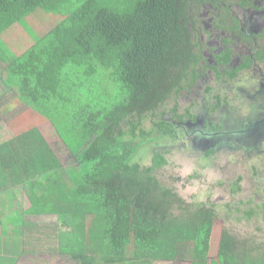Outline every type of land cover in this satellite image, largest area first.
<instances>
[{
	"label": "trees",
	"instance_id": "16d2710c",
	"mask_svg": "<svg viewBox=\"0 0 264 264\" xmlns=\"http://www.w3.org/2000/svg\"><path fill=\"white\" fill-rule=\"evenodd\" d=\"M189 1L0 0V88L57 134L31 126L0 140L1 230L15 224L28 248L25 218L57 217L59 253L79 264H264V246L226 228L212 258L216 206L162 181V151L136 159L155 139L148 120L197 78ZM38 10L61 20L38 34L26 24ZM14 25L34 42L19 54L2 39ZM10 193L27 200L13 217Z\"/></svg>",
	"mask_w": 264,
	"mask_h": 264
},
{
	"label": "rangeland",
	"instance_id": "374dc122",
	"mask_svg": "<svg viewBox=\"0 0 264 264\" xmlns=\"http://www.w3.org/2000/svg\"><path fill=\"white\" fill-rule=\"evenodd\" d=\"M220 2L223 0H219ZM201 20L203 22L210 21V18L214 16L209 7L202 8L200 11ZM53 16V15H52ZM61 17L53 18L43 10H38L31 16L27 17L26 24L29 29L37 31L38 34L46 33L49 28L58 23ZM218 17L214 18L213 21L217 22ZM218 35H224L217 33ZM3 41L7 47L16 54L24 52L31 44H34L33 39L24 32V30L14 25L5 31ZM206 47L204 46L203 52L208 57V54L212 53V50L217 48L218 42L210 44L211 38L206 36ZM23 38V45L19 46L17 43ZM203 54V53H202ZM204 55V54H203ZM5 81L13 83L8 74H4ZM244 77H247L246 74ZM241 81L238 82L240 84ZM246 86H239V90L243 93V88L246 91L254 92L258 90L260 81L256 78H248L246 80ZM7 94V93H6ZM5 92L0 91V140L6 139L13 133L23 132L31 126H39L43 129L46 135L51 136L57 134L52 126L43 119L39 114L34 111L16 109H2V107L10 106L11 101H6ZM249 95L246 94V98ZM4 98V99H3ZM244 98L243 96L240 99ZM181 104H186L184 95L180 97ZM245 108L243 115L244 121L251 119H257L259 110L254 107V103ZM264 113V110H262ZM20 112V113H18ZM16 116L19 118L14 119ZM150 128V124L147 123ZM52 133V134H50ZM193 135V141L188 140L191 145L183 143L179 140L171 151L164 150V142L160 141L155 144L158 151L167 152L165 157L168 159V166L165 167L159 174L162 181L167 182L174 187L177 194L188 203H216L220 206L219 219L215 225V232L213 236V251L212 258H218L219 248L221 242V235L223 229H228L230 232L236 235L240 240H248L251 244L264 246V216L263 215H252L247 216L248 213H242L241 210H247L246 206L243 205L247 202L248 198L257 194L264 196V173H260L259 176L255 173L253 168L264 160V152L261 149H257L255 144V152L252 156L249 153H242L240 155L233 154L231 152H217L215 157L210 160L209 165L201 164V161L197 163V156L199 152L214 148L215 145L208 139L209 136H202L201 134ZM3 139V140H4ZM197 142L195 144L194 142ZM51 139V142H54ZM194 143V146L192 145ZM206 143L210 147H204L199 145ZM241 147L252 148L250 143L240 142ZM247 144V145H246ZM160 147V148H159ZM200 148V151L199 149ZM205 148V149H202ZM174 150L179 151L173 152ZM140 151V149H139ZM139 153L137 160H141L142 164L148 165L151 163L153 151L149 147H144ZM258 152V153H257ZM259 156V157H258ZM257 157L259 158L257 160ZM257 160V161H256ZM201 164V165H200ZM243 178L242 184L238 185L242 187V191L237 192V185L235 183ZM190 178V179H188ZM12 199L9 200V197ZM6 197V209L5 215L11 217L14 213L20 214L22 211L27 209V200L24 195L8 194ZM3 198L0 197V201ZM241 209V210H240ZM4 215V217H6ZM26 224H29L28 228V248L22 237L14 235L17 233L18 227L15 224H5L0 229V264H79L71 260L68 256L62 255L64 253V241L60 238L57 233L58 219L57 217L44 216L41 218L27 216L25 218ZM20 223V222H16ZM5 232L2 235L1 232ZM58 238V239H57ZM50 249L51 254L47 251ZM59 251L61 253H59ZM150 264H186V263H150Z\"/></svg>",
	"mask_w": 264,
	"mask_h": 264
},
{
	"label": "flooded vegetation",
	"instance_id": "af4514ba",
	"mask_svg": "<svg viewBox=\"0 0 264 264\" xmlns=\"http://www.w3.org/2000/svg\"><path fill=\"white\" fill-rule=\"evenodd\" d=\"M189 2L191 9L187 28L200 58L196 67L197 78L193 85L185 84L183 90L169 99L164 109L157 111L156 115L148 120L149 129L155 139L154 142L147 143V146L152 151H158L155 144L163 141L164 150L170 152L179 140L184 146L191 145L188 140L193 141L191 134L196 132L195 134L209 136L208 139L215 145L214 148L199 152L197 163L201 161L203 165H209L217 152L238 155L242 152L252 156V153H256L255 144L257 149L260 148L261 152H264V0ZM205 7H209L214 14L208 22L201 20L200 11ZM216 17L219 20L214 22ZM204 33L211 38L210 44L218 42L217 48L210 49L212 53L208 54V57L203 52L204 46L206 47ZM245 74L247 77H244ZM248 78L260 81L255 93L245 92L244 88L241 93L238 89L241 85L246 86ZM239 81L241 85L238 84ZM243 94L244 98L240 99ZM246 94L249 95L248 98ZM182 95L186 102L184 105L180 100ZM250 103H254L259 114L256 120L244 121L241 116ZM154 122L165 123L164 130L162 127L160 130L155 128ZM197 142L198 140L194 143ZM240 142H249L252 148L241 147ZM199 145L209 147L206 143ZM198 149L200 151V148ZM173 152L179 153L177 150ZM165 159L167 167L168 159ZM253 170L257 176L264 173V160ZM242 181L241 177L235 185H241ZM241 191L242 187L238 186L237 192ZM199 204L216 206L219 219V204ZM243 205L247 207L245 211L240 209L243 214L253 211L256 216H264V196L253 194Z\"/></svg>",
	"mask_w": 264,
	"mask_h": 264
},
{
	"label": "crops",
	"instance_id": "0c3cea01",
	"mask_svg": "<svg viewBox=\"0 0 264 264\" xmlns=\"http://www.w3.org/2000/svg\"><path fill=\"white\" fill-rule=\"evenodd\" d=\"M19 46H22L23 45V38H21V40H19V42L17 43ZM0 91H4L5 94H6V101H11L10 103V106H7L6 107H2V109H14L12 108L14 105L16 106L15 108L16 109H20V110H28L29 108L24 105V104H20L18 103L16 100H15V88H7L5 86L2 85V87L0 88ZM3 97V95L0 96V98ZM4 99V98H3ZM30 110V109H29Z\"/></svg>",
	"mask_w": 264,
	"mask_h": 264
},
{
	"label": "water",
	"instance_id": "95a60500",
	"mask_svg": "<svg viewBox=\"0 0 264 264\" xmlns=\"http://www.w3.org/2000/svg\"><path fill=\"white\" fill-rule=\"evenodd\" d=\"M210 147V146H209Z\"/></svg>",
	"mask_w": 264,
	"mask_h": 264
}]
</instances>
